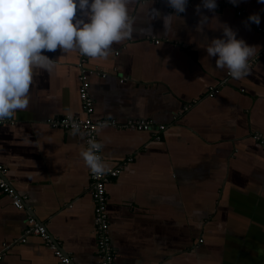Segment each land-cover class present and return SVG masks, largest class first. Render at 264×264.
Segmentation results:
<instances>
[{
	"label": "crops",
	"instance_id": "0c3cea01",
	"mask_svg": "<svg viewBox=\"0 0 264 264\" xmlns=\"http://www.w3.org/2000/svg\"><path fill=\"white\" fill-rule=\"evenodd\" d=\"M216 3L209 11L188 0L165 32L163 16L174 14L167 0H129L131 38L107 57L44 53L55 70H34L28 109L0 122V163L25 198L17 208L0 189V249L14 242L0 264H64L42 236L20 241L29 216L69 264H101L84 137L48 124L87 116L83 80L91 117L118 122L97 129L103 163L121 169L106 186L112 264H264V145L254 139L264 136V3ZM224 25L255 46L242 79L207 56ZM211 86L220 89L214 96ZM129 120L165 127L156 137V129L123 126Z\"/></svg>",
	"mask_w": 264,
	"mask_h": 264
},
{
	"label": "clouds",
	"instance_id": "9594fccd",
	"mask_svg": "<svg viewBox=\"0 0 264 264\" xmlns=\"http://www.w3.org/2000/svg\"><path fill=\"white\" fill-rule=\"evenodd\" d=\"M187 2L167 0L174 14L163 16L165 32L170 30L173 17L186 11ZM230 2L235 5L238 0ZM128 3L129 0H0V122L28 109L34 70L49 74L55 70L56 60L45 52L59 48L63 53L76 50L90 58L107 57L114 43L130 39ZM202 5L209 11L217 7L216 0H202ZM154 11L155 16L160 15ZM248 21L259 25V14H251ZM206 52L208 57L216 58L217 68L226 69L233 79H242L250 72L255 46L237 39L236 32L224 25L223 37L211 39ZM65 125L70 126L71 136L86 135L71 115ZM97 127L103 129L106 124ZM87 144L80 156L91 174L101 177L107 171L98 155L104 144L95 138H89Z\"/></svg>",
	"mask_w": 264,
	"mask_h": 264
},
{
	"label": "built area",
	"instance_id": "2783aa9c",
	"mask_svg": "<svg viewBox=\"0 0 264 264\" xmlns=\"http://www.w3.org/2000/svg\"><path fill=\"white\" fill-rule=\"evenodd\" d=\"M237 6V4H235ZM217 7H221V3H217ZM239 14H242L241 10H238ZM87 56H84L82 61L86 60ZM82 65V63H81ZM229 75V74H228ZM89 83L87 81L82 82L80 87V96L84 104V108L86 110L87 116L84 118L72 117L73 120L81 124V130L86 132L84 136L86 149L88 147L87 140L89 138H95L98 142V124H106V126H118V122L112 119H94L91 117V113L94 110V105L92 98L88 92ZM220 91L218 87L211 86L208 91V95L214 96ZM68 116H57L50 118L48 120V124L54 128H62V129H70V126L65 125V121ZM123 126L138 129V130H146L153 131L156 129L155 134H158L160 131L164 129V125H154L150 120H129ZM159 137V134L156 135ZM254 139H256L260 144L264 145V136L257 133L254 135ZM102 160V151L98 153ZM103 162V161H102ZM7 168L0 163V189L7 193L11 199L13 204L17 208H23L25 205L24 197L19 195L15 189L11 186L9 181L7 180L6 174ZM121 169L118 167H109L107 168L106 173L101 177H96L90 172V189L92 196L95 201V224H96V234H97V253L99 255L101 264H112L114 260V251L111 246L110 236L108 234L109 222H108V214H107V204H108V194H107V184L108 182L119 175ZM30 234H36L42 236L48 243H50L51 248L54 250L55 255L60 259L64 264H69L71 262V258L62 252L59 249L58 245L54 240L51 239L50 234L46 230V227L41 224L35 217L29 216L27 220V227L24 233V236L20 239V241L25 242L26 236ZM5 243L0 249V261L6 255L8 249L11 244Z\"/></svg>",
	"mask_w": 264,
	"mask_h": 264
}]
</instances>
